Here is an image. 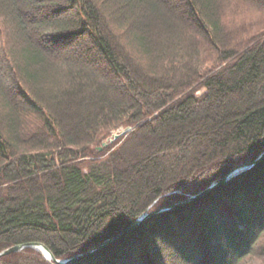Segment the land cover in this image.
Wrapping results in <instances>:
<instances>
[{"label": "trees", "instance_id": "16d2710c", "mask_svg": "<svg viewBox=\"0 0 264 264\" xmlns=\"http://www.w3.org/2000/svg\"><path fill=\"white\" fill-rule=\"evenodd\" d=\"M263 152L264 0H0V252L70 259ZM74 264H264V160Z\"/></svg>", "mask_w": 264, "mask_h": 264}, {"label": "water", "instance_id": "95a60500", "mask_svg": "<svg viewBox=\"0 0 264 264\" xmlns=\"http://www.w3.org/2000/svg\"><path fill=\"white\" fill-rule=\"evenodd\" d=\"M203 93H204V91H202V93L200 92V95ZM131 131H133V128L131 126H128V127L124 128L120 133L113 134L112 137H110L108 139V141L116 140L119 137L124 136ZM104 145H107V143H105ZM263 160H264V152L256 160L249 162V163H246V164H242V165L236 167L227 176H225L221 181L213 183L204 191H202L196 195L189 196L182 201H179L177 203H174V204L168 205L166 207L160 208V209L155 210L153 212L145 213L144 215H142L141 217L136 219L134 222H132L126 229H124L123 231H121L120 233L115 235L114 237L106 240L105 242H103L99 246H97V247H95L89 251H86L82 254L76 255L70 259H65V260L56 259L55 256L52 254V252L45 245H43L41 243H27V244H20V245L12 246V247L7 248L4 251L0 252V257H3L5 255H9L11 253L22 251L26 248H32V249L42 253L47 260L51 261L54 264H74L75 262L82 260V259H85V258L99 252L103 248L116 243L118 240H120L121 238L130 234L132 231H134L136 228H138L143 222H145L150 217L161 214L163 212H166V211H169L172 209H175V208H178V207H183V206L189 205V204L209 195L211 192H213L217 188L227 184L232 179H234V178L238 177L239 175L251 170L252 168L257 166L258 164H260ZM47 254H48V256H47Z\"/></svg>", "mask_w": 264, "mask_h": 264}, {"label": "rangeland", "instance_id": "374dc122", "mask_svg": "<svg viewBox=\"0 0 264 264\" xmlns=\"http://www.w3.org/2000/svg\"><path fill=\"white\" fill-rule=\"evenodd\" d=\"M243 14H245L246 15V13H243ZM247 15L249 16V17H244V18H241V17H238L237 16V18L235 17L236 15H229L228 16V21H230L231 23H234V24H236V23H239V22H241V21H243L242 19H246V20H253L254 22H256L257 20H259L258 19V16L256 15V13H253V12H248L247 13ZM152 17H153V19H152ZM156 23L157 22H155V16L153 15V13H152V15L150 16V19H148V21H147V24H149V26H151V28H152V32H154V30H156L155 29V25H156ZM174 23V22H173ZM263 23V22H262ZM262 23H254V27H259V28H262V27H260V24H262ZM233 24V25H234ZM177 25V24H176ZM249 28V27H248ZM149 30H150V28H149ZM151 31V30H150ZM174 34H178V35H181L182 33H184V32H182V31H180V29H175L174 31ZM254 32H256L255 30L253 31V33ZM151 37H152V35H150ZM202 91H204L205 92V90H200L199 92H201L202 93ZM198 92V93H199ZM124 128H126L125 126H122V127H120V128H118V129H116V130H113L110 134H109V136H107L104 140H102L98 145H97V148H96V151L99 153V154H101V156L100 157H106L110 152H112V151H114L115 149H117L122 143H123V141L125 140V138L128 136V134L130 133H128V134H126V135H124V136H121V137H119L118 139H116V140H113V141H108V139L110 138V137H112V135L113 134H116V133H120ZM132 132V131H131ZM113 139V138H112ZM105 143H107V145H104ZM88 165V163L86 162V165L85 166H87ZM194 212V211H193ZM189 214V213H188ZM193 214V213H192ZM171 223V222H170ZM172 223H174V224H176V222H172ZM171 223V224H172Z\"/></svg>", "mask_w": 264, "mask_h": 264}, {"label": "bare ground", "instance_id": "6f19581e", "mask_svg": "<svg viewBox=\"0 0 264 264\" xmlns=\"http://www.w3.org/2000/svg\"><path fill=\"white\" fill-rule=\"evenodd\" d=\"M42 254V253H41ZM47 256H48V254H47ZM65 260V259H64Z\"/></svg>", "mask_w": 264, "mask_h": 264}]
</instances>
